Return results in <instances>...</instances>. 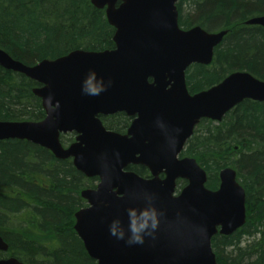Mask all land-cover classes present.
Here are the masks:
<instances>
[{
  "label": "water",
  "instance_id": "1",
  "mask_svg": "<svg viewBox=\"0 0 264 264\" xmlns=\"http://www.w3.org/2000/svg\"><path fill=\"white\" fill-rule=\"evenodd\" d=\"M179 0H91L116 29L115 49L75 50L26 66L0 49V67L39 87L46 112L41 122L0 121V141L26 140L72 158L86 178L88 206L75 216V231L98 264H217L212 239L229 237L247 222V195L237 172L226 167L216 191L195 158L181 157L202 119L222 121L246 100L264 103V81L233 72L222 83L192 95L193 65L210 66L227 31L179 26ZM264 28V16L245 21ZM137 116L126 136L108 131L98 116ZM77 133L69 147L61 136ZM147 167L150 178L128 171ZM162 176H164L162 178ZM186 181L177 193V183ZM0 233V251L8 252ZM0 264H25L15 257Z\"/></svg>",
  "mask_w": 264,
  "mask_h": 264
},
{
  "label": "trees",
  "instance_id": "2",
  "mask_svg": "<svg viewBox=\"0 0 264 264\" xmlns=\"http://www.w3.org/2000/svg\"><path fill=\"white\" fill-rule=\"evenodd\" d=\"M179 26L227 31L210 66L188 69L190 93L222 83L235 71L264 81V28L245 21L264 16V0H179ZM113 28L91 0H0V49L24 65L56 60L75 50L103 52L115 47ZM38 84L0 67V121L41 122L46 112L34 94ZM118 131L121 120H103ZM183 155L206 171L208 189L220 187V171L232 167L247 195V222L229 237L212 239L217 264H264V103L246 100L220 123L204 119ZM62 145L73 142L62 137ZM133 171L146 177L147 168ZM86 178L72 159L59 160L26 140L0 141V233L8 244L1 258L25 264H98L75 227L76 213L88 206ZM185 183L179 184V190Z\"/></svg>",
  "mask_w": 264,
  "mask_h": 264
},
{
  "label": "flooded vegetation",
  "instance_id": "3",
  "mask_svg": "<svg viewBox=\"0 0 264 264\" xmlns=\"http://www.w3.org/2000/svg\"><path fill=\"white\" fill-rule=\"evenodd\" d=\"M103 11H105V9L103 10ZM106 13V12H105ZM184 30V29H183ZM115 33H116V29H115ZM115 36V35H114ZM113 39H114V37H113ZM114 43H115V41H114ZM115 49V47L113 48V49H111V50H114ZM72 53V52H71ZM215 53V52H214ZM212 64V63H211ZM210 64V65H211ZM200 65V64H199ZM199 65H197V66H199ZM194 66V65H193ZM204 66V65H203ZM188 71V70H187ZM235 72H238V71H235ZM248 72V71H247ZM187 74H188V72H187ZM233 74V73H232ZM231 75V74H230ZM252 75V74H251ZM228 77V76H227ZM186 83H187V77H186ZM188 84V83H187ZM39 86V85H38ZM214 86H216V85H214ZM213 87V86H212ZM36 88H38V87H36ZM36 88H34V90L36 89ZM211 89V88H210ZM207 90H209V89H207ZM188 91H189V89H188ZM202 91H205V90H202ZM189 93H190V91H189ZM198 93H200V92H198ZM190 94H192V93H190ZM195 94H197V93H194V94H192V95H195ZM245 102V101H244ZM243 103V102H242ZM241 103V104H242ZM43 106V105H42ZM235 109V108H234ZM232 111V110H231ZM229 113V112H228ZM225 116H226V114H225ZM224 116V117H225ZM99 117V119L103 122V125L105 126V128L110 132V131H112V132H116V133H118V134H120V135H123V136H126V135H128V133H129V129L132 127V124H133V122L136 120V118H137V116H132V117H129L125 112H120V113H117V114H114V115H109V116H103V115H100V116H98ZM112 117H116L117 119H119V120H121V122H118L119 124H118V131H116V130H112L111 128L109 129V128H107V126L105 125V123H104V121L103 120H109L110 118H112ZM45 119V118H44ZM202 120H204V119H202ZM201 120V121H202ZM207 120H209V119H207ZM210 121H212V120H210ZM223 121V120H222ZM222 121H220V122H222ZM212 122H216V123H220V122H218V121H215V120H213ZM201 123V122H200ZM199 123V124H200ZM198 124V125H199ZM197 125V126H198ZM196 126V127H197ZM197 129V128H196ZM195 129V130H196ZM195 132V131H194ZM68 135H71L72 137H74V140H73V142H71L68 146H64V147H69L71 144H73V143H75L76 142V138H77V136H78V134L77 133H69V134H64V135H62L61 136V139H62V137H64V136H68ZM193 135H194V133H193ZM192 135V136H193ZM191 136V137H192ZM190 137V138H191ZM60 139V140H61ZM189 141H190V139H189ZM188 141V142H189ZM187 142V143H188ZM61 144H62V140H61ZM187 145V144H186ZM41 147V146H40ZM43 147V146H42ZM186 147V146H185ZM185 147H184V149H185ZM50 151V150H49ZM184 151V150H183ZM182 151V152H183ZM51 152V151H50ZM184 153V152H183ZM183 153L180 155V158L181 157H185L184 155H183ZM54 155V154H53ZM69 159H72V158H69ZM66 160V159H65ZM65 160H63V161H65ZM73 160V159H72ZM74 165V164H73ZM134 166H138V167H143V166H139V165H131L129 168H128V171H130V172H135V171H133L132 170V168H134ZM75 167V166H74ZM143 168H145V167H143ZM147 168V167H146ZM145 168V169H146ZM77 169V168H76ZM147 170H148V168H147ZM222 171V170H221ZM220 171V172H221ZM136 173V172H135ZM136 174H138V173H136ZM221 174V173H220ZM139 175V174H138ZM140 176V175H139ZM142 178H150L151 176H150V172H149V170H148V174L146 175V177H143V176H141ZM164 176H162V178H163ZM220 178V177H219ZM98 180H99V178H97ZM238 181V180H237ZM99 183H100V180H99V182H98V184H97V186L99 185ZM180 183H185V185L187 184L186 183V181H183V180H181V181H179L178 183H177V186H178V189H177V193H179L184 187H185V185H184V187L183 188H181V190H179V184ZM221 185V184H220ZM97 186L95 187V188H91V189H96L97 188ZM219 189V188H218ZM88 203V202H87Z\"/></svg>",
  "mask_w": 264,
  "mask_h": 264
}]
</instances>
